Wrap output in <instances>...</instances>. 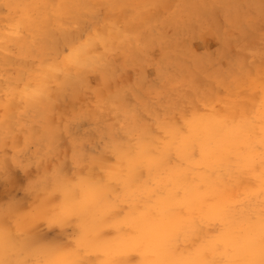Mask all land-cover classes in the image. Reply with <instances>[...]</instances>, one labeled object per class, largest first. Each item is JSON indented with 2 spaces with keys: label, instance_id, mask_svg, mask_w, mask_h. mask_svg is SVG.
<instances>
[{
  "label": "rangeland",
  "instance_id": "1",
  "mask_svg": "<svg viewBox=\"0 0 264 264\" xmlns=\"http://www.w3.org/2000/svg\"><path fill=\"white\" fill-rule=\"evenodd\" d=\"M263 132L264 0H0V264H264Z\"/></svg>",
  "mask_w": 264,
  "mask_h": 264
},
{
  "label": "bare ground",
  "instance_id": "2",
  "mask_svg": "<svg viewBox=\"0 0 264 264\" xmlns=\"http://www.w3.org/2000/svg\"><path fill=\"white\" fill-rule=\"evenodd\" d=\"M128 11V10H127ZM201 20V19H200ZM179 30V29H178ZM22 31V30H21ZM83 37V36H82ZM198 38V37H197ZM98 43V42H97ZM99 44V43H98ZM94 47V46H93ZM230 47H231V45H230ZM65 50V49H64ZM255 52V51H254ZM250 54V53H249ZM252 54V53H251ZM252 56V55H251ZM248 60V59H247ZM39 64V63H38ZM14 65V64H13ZM72 65V64H71ZM144 68V67H143ZM34 71V70H33ZM12 73V72H11ZM31 74V73H30ZM28 75V74H27ZM68 77V76H67ZM135 78V77H134ZM199 80V79H198ZM202 81V80H201ZM3 82V81H2ZM16 85V84H15ZM117 85V84H116ZM21 86V85H20ZM250 96V95H249ZM89 101V100H88ZM138 105V104H137ZM19 106H20V104H19ZM200 107V106H199ZM220 109V108H219ZM66 110V109H65ZM69 110V109H68ZM201 110V109H200ZM99 111V110H98ZM14 112V111H13ZM15 113V112H14ZM104 113V112H103ZM70 114V113H69ZM57 116V115H56ZM68 121V120H67ZM118 123V122H117ZM29 124V123H28ZM37 124V123H36ZM99 124V123H98ZM210 128H212L213 126L212 125H210L209 126ZM247 127V126H246ZM15 128V127H14ZM76 129V128H75ZM184 130V129H183ZM263 131V130H262ZM264 133V132H263ZM4 135H6V134H4ZM264 135V134H263ZM96 136V135H95ZM97 137V136H96ZM21 142H22V140H21ZM16 143V142H15ZM248 148V147H247ZM5 150V149H4ZM248 152V151H247ZM252 152V151H251ZM2 153V152H1ZM245 155V154H244ZM2 159V158H1ZM49 166V165H48ZM86 168V167H85ZM95 169V168H94ZM12 170V169H11ZM10 170V171H11ZM34 171V170H33ZM85 171V170H84ZM256 178V177H255ZM259 179V178H258ZM15 189V188H14ZM240 189H241V187H240ZM234 191V190H233ZM229 192V191H228ZM28 203V202H27ZM89 204V203H88ZM5 205V204H4ZM3 205V206H4ZM15 205V204H14ZM192 215V214H191ZM198 218V217H197ZM6 222V221H5ZM41 227V226H40ZM14 228V227H13ZM45 230V229H44ZM204 231V230H203ZM110 232V231H109ZM184 232H186V231H184ZM56 234V233H55ZM60 234V233H59ZM197 234V233H196ZM62 235V234H61ZM21 236V235H20ZM62 239V238H61ZM20 240V239H19ZM18 240V241H19ZM39 241V240H38ZM142 242V241H141ZM143 243V242H142ZM245 246L246 247H249L250 249L252 248V244H251V241L248 239L247 241H245ZM73 244V243H72ZM15 245V244H14ZM73 246V245H72ZM221 246V245H220ZM140 247V246H139ZM186 247V246H185ZM219 249H220V247H219ZM5 251V250H4ZM73 253V252H72ZM5 255V254H4ZM234 255V254H233ZM86 256V255H85ZM91 256V255H90ZM148 256V255H147ZM3 257V256H2ZM77 257V256H76ZM109 257V256H108ZM73 258V257H72ZM9 259V258H8ZM86 259H88V257L86 258ZM210 259V258H209ZM230 259V258H229ZM1 260V259H0ZM41 261V260H40ZM95 261V260H94ZM86 262V261H85ZM228 262V261H227Z\"/></svg>",
  "mask_w": 264,
  "mask_h": 264
}]
</instances>
